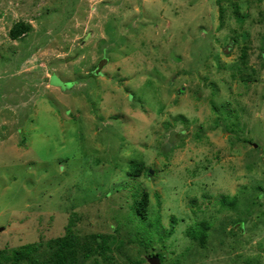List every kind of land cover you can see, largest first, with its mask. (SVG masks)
Instances as JSON below:
<instances>
[{"label": "rangeland", "instance_id": "374dc122", "mask_svg": "<svg viewBox=\"0 0 264 264\" xmlns=\"http://www.w3.org/2000/svg\"><path fill=\"white\" fill-rule=\"evenodd\" d=\"M68 231L81 264H264V0H0V264Z\"/></svg>", "mask_w": 264, "mask_h": 264}, {"label": "trees", "instance_id": "16d2710c", "mask_svg": "<svg viewBox=\"0 0 264 264\" xmlns=\"http://www.w3.org/2000/svg\"><path fill=\"white\" fill-rule=\"evenodd\" d=\"M28 28L29 26L23 23H15L9 31L10 37L12 39H18L20 35L28 30ZM148 170L149 169L144 166L143 162H141L132 165L128 173L133 176H140L141 173L148 172ZM147 176L150 175L147 174ZM148 202V193L142 192L140 196L134 200L132 204V212L138 215L140 219L145 218ZM220 202L225 203L226 197L223 196ZM208 229L209 224L206 220H202L197 222L195 226L187 232V234L191 239H195L198 241V243L203 245L207 239ZM45 245L47 247V255L46 258L41 260V263L39 264H81L80 255L83 253V257H87L90 253V248L87 245H83L81 242H79L76 235H74L71 231L66 232L64 235L50 238L46 241ZM36 246L37 245L33 243H26L19 249H14V260L17 263L20 261H27L29 263L35 262L32 260L31 254L35 252L37 248ZM82 248H85V251L80 253L79 251ZM100 248L101 246L98 247V249ZM4 255L5 254L0 251V257H4ZM153 255L160 257L161 260L163 258L162 254L160 253H155Z\"/></svg>", "mask_w": 264, "mask_h": 264}, {"label": "crops", "instance_id": "0c3cea01", "mask_svg": "<svg viewBox=\"0 0 264 264\" xmlns=\"http://www.w3.org/2000/svg\"><path fill=\"white\" fill-rule=\"evenodd\" d=\"M45 71H46V70H45ZM45 71H44V72H45ZM57 71H62V69H61V70H57ZM54 72H55V69H52L51 72H47L42 80H45V79H46V80L48 81V84H46L48 87H53V88H57V89L61 90L59 87L52 86V85L49 84V81H50V79L52 78ZM40 79H41V78H40ZM61 91H63V90H61ZM65 91H66V92H69L68 90H65ZM65 91H63V92H65Z\"/></svg>", "mask_w": 264, "mask_h": 264}, {"label": "water", "instance_id": "95a60500", "mask_svg": "<svg viewBox=\"0 0 264 264\" xmlns=\"http://www.w3.org/2000/svg\"><path fill=\"white\" fill-rule=\"evenodd\" d=\"M181 90H183V88ZM151 173H152V170L149 169L148 172H147V174L150 175ZM148 262H149V264H160V260L156 256L149 257L148 258Z\"/></svg>", "mask_w": 264, "mask_h": 264}]
</instances>
